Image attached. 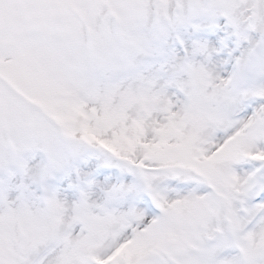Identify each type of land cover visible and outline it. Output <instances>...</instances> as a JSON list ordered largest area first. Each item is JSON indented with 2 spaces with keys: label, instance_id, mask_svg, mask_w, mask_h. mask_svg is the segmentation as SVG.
<instances>
[{
  "label": "snow or ice",
  "instance_id": "6c2138e0",
  "mask_svg": "<svg viewBox=\"0 0 264 264\" xmlns=\"http://www.w3.org/2000/svg\"><path fill=\"white\" fill-rule=\"evenodd\" d=\"M0 264H264V0H0Z\"/></svg>",
  "mask_w": 264,
  "mask_h": 264
}]
</instances>
